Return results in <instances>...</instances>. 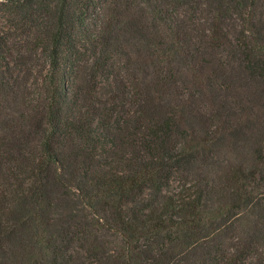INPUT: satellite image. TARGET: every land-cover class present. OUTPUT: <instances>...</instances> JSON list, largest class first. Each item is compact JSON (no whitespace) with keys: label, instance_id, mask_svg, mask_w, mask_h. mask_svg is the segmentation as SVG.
<instances>
[{"label":"trees","instance_id":"obj_1","mask_svg":"<svg viewBox=\"0 0 264 264\" xmlns=\"http://www.w3.org/2000/svg\"><path fill=\"white\" fill-rule=\"evenodd\" d=\"M0 264H264V0H0Z\"/></svg>","mask_w":264,"mask_h":264}]
</instances>
